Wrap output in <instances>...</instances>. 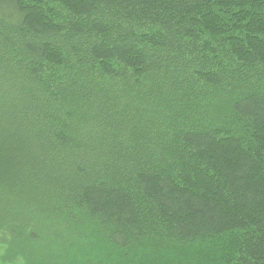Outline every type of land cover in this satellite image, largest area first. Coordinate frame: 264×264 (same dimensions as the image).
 Here are the masks:
<instances>
[{"label":"trees","instance_id":"trees-1","mask_svg":"<svg viewBox=\"0 0 264 264\" xmlns=\"http://www.w3.org/2000/svg\"><path fill=\"white\" fill-rule=\"evenodd\" d=\"M81 217L86 262L264 264V0H0V240Z\"/></svg>","mask_w":264,"mask_h":264},{"label":"rangeland","instance_id":"rangeland-1","mask_svg":"<svg viewBox=\"0 0 264 264\" xmlns=\"http://www.w3.org/2000/svg\"><path fill=\"white\" fill-rule=\"evenodd\" d=\"M56 227L53 226V228ZM38 232L37 240L33 245L29 244L30 247L28 245L30 253L27 258L15 255L10 236L4 241L0 240V264H97L95 260L91 263L86 262L91 255L92 242L89 239V223L85 218H77L71 224L63 222L58 230L54 229L50 233L43 232L41 229ZM182 253L185 254L182 255ZM190 254H192L190 248H184V251H168L161 255L151 253L142 264H170L179 257H188Z\"/></svg>","mask_w":264,"mask_h":264}]
</instances>
